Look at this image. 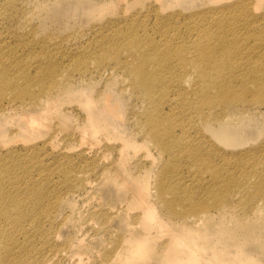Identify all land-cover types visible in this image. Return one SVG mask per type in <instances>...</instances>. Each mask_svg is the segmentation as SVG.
<instances>
[{"label":"rangeland","instance_id":"1","mask_svg":"<svg viewBox=\"0 0 264 264\" xmlns=\"http://www.w3.org/2000/svg\"><path fill=\"white\" fill-rule=\"evenodd\" d=\"M238 3L245 4V11H220ZM12 4L0 5L7 8L5 19L0 18V108L5 107L0 109V195L43 198L41 214L32 213L29 199L20 209L7 205L19 216L0 219L1 228L13 237L7 236L1 245L26 249L29 264H166L160 255L170 238L166 230H174L171 225L184 214L204 210L199 214L211 221L199 227L201 232H210L226 214L223 228L236 233L212 247L230 253L238 264H264V95L257 93L256 80L264 83V0H12ZM198 31L207 37L226 34L233 42L230 54H243L238 71L228 77L227 96L216 98L215 90L209 94L217 100L213 113L219 121L231 115V123H241L259 136L239 141L233 150L204 129L217 122L210 119L201 126L192 111L203 109L209 115L210 106L192 96L188 84L179 90L158 79L165 90L150 105L136 90L131 68L117 66L116 61H125L129 54L126 38L160 42L166 32L177 38L175 50H181ZM254 73L255 83L248 82ZM64 84L72 91L60 101L54 96L48 106L20 108L33 96ZM104 90L121 101L124 120L113 119L99 105L110 127L94 141L81 134L86 116L82 106L87 95L98 97ZM154 106L167 130L163 142L174 145L170 153L160 152L146 135V112ZM29 112L41 123L32 132L23 118ZM120 137L136 140L139 147H124ZM161 180L166 184L163 193L158 189ZM143 182H149L147 199L140 191ZM135 198L151 201L147 210L152 215L131 204ZM222 202L233 204L234 210L219 214L215 205ZM258 203L259 213L253 210ZM196 205V211H189ZM155 208L167 222L162 228L151 227ZM21 210L25 214L20 215ZM143 213L153 218L146 228L139 222ZM148 228L151 234L159 232L155 249L147 256L143 251L136 255L128 239H141ZM207 246L203 253L196 249L203 258L211 254L212 247Z\"/></svg>","mask_w":264,"mask_h":264},{"label":"bare ground","instance_id":"2","mask_svg":"<svg viewBox=\"0 0 264 264\" xmlns=\"http://www.w3.org/2000/svg\"><path fill=\"white\" fill-rule=\"evenodd\" d=\"M123 1H125L126 3L129 2V0H123ZM136 1L137 0H133V2ZM180 1L181 0H174V2H178V3ZM11 4H12V0H0V5H4V7H8ZM13 4H15V2H13ZM159 9H165V8L161 7ZM6 11L7 8L0 9L1 19H5L4 15ZM220 11L221 12L224 11L229 14H232L233 12L236 11H245V4L238 3L237 5L223 7L222 9H220ZM171 19L172 17L168 19V21ZM240 20L244 21L245 18ZM238 26H241V24H239ZM165 33L162 34L163 38L162 41L160 42L156 41L155 39H151L147 42L144 41V38H141L139 36H131L129 38H126V42L124 43V48L129 52V54L125 58V61L124 60L116 61L117 66L119 68L122 69H125V67L131 68V70L129 69V71L132 74L134 80L133 83L136 87V90L137 91L139 90L142 93V97L148 101V104L151 105L154 102L156 96L160 95L159 91L162 92L163 90H165L163 89L162 86H160V81L158 82V79H161L163 82H165L169 86V88L171 85H173L172 87L174 86L180 87L179 90H182L183 86H186V84H188L190 87V92H191L190 94L192 96H198L199 99L198 101H202L204 103L207 102L208 105L210 106L209 115L206 114L203 111V109L202 110L197 109L192 112L194 113L197 120L201 123V126L204 125L210 119L217 122L215 126L207 124L206 128L204 127V129L210 132L211 136L214 139H216V141L219 144H222L224 147L231 148L230 150H233L235 147H237V145H240V143H238L239 141L243 140L242 141L243 143H247L251 140L257 139L259 137L258 134L255 133L254 131L249 130L246 126H243L241 123H239L238 125L231 123L232 121L230 117L231 115L225 117L223 121H219L218 119L220 118V116H215L213 113V110L215 109L216 99L214 101L212 100V98L209 95L210 92L215 90V93L217 94L216 98L221 96L223 99L227 96L228 77H234L231 73H235L238 71L236 69L240 67L239 66L240 61L238 57L243 55V54L235 55L234 53L232 55L230 54L231 47L229 43L231 40L227 39L226 34L217 33L207 37L204 35L202 36L199 35L200 31L193 32V36L189 34L191 38L190 43L187 46H185L184 49L175 50L177 46H179V44H177V38L169 36V34L164 35ZM215 41L217 42L216 45L214 44ZM231 44H233L232 41ZM244 52H246V50ZM236 63H238V65ZM255 73L252 74L250 77H248V79H250L248 82L255 83L253 78L255 76ZM256 80L258 81L257 93L260 95H264L263 80L260 78H256ZM222 81L224 83H221ZM71 91L72 90H70V84H64L61 87L58 85L52 90H48L47 92L45 91L43 96L42 95L33 96L31 102L21 106L20 108L30 109V108H37L43 105L48 106L49 102L51 101L50 99H52L54 96L58 99V101H60L61 96L63 94L66 93L70 94L69 92ZM116 97H119V95L117 94ZM99 105L106 107L108 109V113H110L113 119L117 118L118 120L121 121L124 120L122 116L123 106L121 104V101L118 98L115 99L114 95L110 93V90L109 92L104 90V92H102V94H100L98 97L87 95L85 97V102L82 106L84 107L83 110L85 111L86 116L84 122L81 125V129H82L81 134H83V137L85 136L87 137V139L91 138L94 141L97 140L99 134L102 133L105 134L106 132L108 133V129L110 127L107 118L105 119L103 115H101V113L98 111L100 110ZM4 108L5 107H1L0 109L3 110ZM41 113H42L41 116L44 119V114H46L47 112L43 111ZM156 113H157L156 106H154L153 109H149L146 112L147 114L146 128L149 129L146 131V135L147 137L152 139V141H154L153 144L156 146V148L160 149V152L168 151L170 153V151L174 148V145L167 144L165 141L163 142V137L167 136L166 134L167 130L163 129V125L157 119ZM240 114H245V112L240 111ZM31 115L34 114L32 112H29L28 114L25 113V115L23 116L24 120L27 123L28 130L30 132H32L31 130L38 129L39 125L41 124L39 122L38 117H33ZM110 115L107 116L110 118ZM199 130L201 129L199 128ZM120 141L123 143L124 147L126 148L139 147L136 144V140L134 141L131 140L130 138H124V139L121 138ZM213 150L215 151V154H217L216 152L217 149L216 150L213 149ZM254 176H256V173H254L252 176L249 177L253 178ZM0 183H1V178H0ZM139 186H140L141 195H143L144 199L145 198L147 199L148 193L151 192V191L149 192V182H143ZM260 188L261 187L259 186L258 189ZM158 189L160 193L165 192L166 190L165 182L161 180ZM149 196L151 197V195ZM42 198L43 195H30V196L0 195V219L1 218L9 219L12 217H15L13 219H17L19 215L14 216L11 211H8L7 205L12 204V206H14V209H20L27 199L32 201V206H33L31 209L32 213L41 214L42 212L40 213V210L42 206L41 205ZM7 199L8 201L5 202ZM149 202L151 201L144 202V200H141L140 198H135L131 202V204L134 203L140 206L141 210L142 211L144 210V212L147 213L148 211L147 205ZM261 206L262 205L258 203L253 208V210H255L256 212L258 211L261 212L262 210ZM197 207L199 206L196 205V207L190 209L189 211H196ZM215 207L220 211V213L219 211L218 213L221 215H223L227 211H228L227 213H230L234 210L233 204L229 203L228 205L226 202H222L221 204L218 203L217 205H215ZM203 208L207 209L205 206ZM154 210L156 211L157 217L155 220V224H153L152 226L150 225L152 224V222L151 223L148 222L149 218L152 217H149L147 216V214L143 213L142 219L139 222H141V224H144L145 228L148 227V225L146 226V224L148 223L149 226H151L152 228L154 226L162 228L167 224V222H165V218H163L157 213V209L155 208ZM25 212L23 213V211L21 210L19 214L23 215L25 214ZM199 213H205V212L203 210V212H199ZM199 213L197 215H194V213L187 215L184 214V216L180 219L179 222H176L173 225H171V227H174V230H169L170 228L166 230V234L170 235L169 236L170 238L166 243H164L161 246L162 251L160 249L161 251L160 255L164 260V262L166 264H221V262L226 264L236 262V264H238L237 263L238 261L232 259L233 255H231L230 253L225 254L223 253V251L220 250L218 251L215 247L216 246L215 242H219L222 238L225 237V235H227L226 237L227 239L233 237L235 238L236 236V233H230V232L227 233L222 226L223 223H225L224 220L226 219L225 217L226 214L223 216V218L219 219L220 222L216 223L214 228L210 232L208 231L206 233H203L200 231L199 227L203 226V224L205 226V223L211 221V218L207 216L204 217L203 214L200 215ZM149 214H151V212H149ZM34 217L35 215H33V218ZM1 224L2 223H0V241L3 242L8 237L10 239L13 238L11 235L6 234V231H4L1 228ZM152 228H150V230ZM159 228H157V230H159ZM150 230L149 228L145 229L141 239H137V240L128 239L129 240L128 242H130L128 244L131 245L129 247L133 250L135 249L136 252L135 251L134 252L136 255L141 254L140 252L143 251L145 253V256H147L149 251L155 249L154 239L157 238L156 234L158 231L156 232V234H151L152 232H150ZM135 243L138 244L136 245ZM207 245H211V247L213 245L215 246L211 248V254H208L203 258L204 255L201 256L202 254H198L197 250H200V252L203 253L202 251L207 249L208 247ZM144 246L145 247L147 246V249L145 248L146 249L145 251L144 249H142ZM236 247L239 248L238 244ZM239 252H241V250L237 249V253ZM27 254H28L27 250L24 249L23 247H21V250L16 251L11 246H6V245L2 246L0 243V264H29L27 260ZM38 255L39 258L41 259L42 254H38ZM225 255H227V258L223 259Z\"/></svg>","mask_w":264,"mask_h":264}]
</instances>
